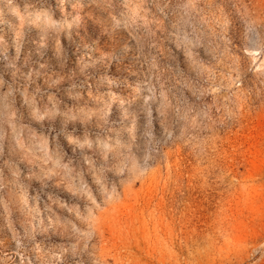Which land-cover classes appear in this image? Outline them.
Listing matches in <instances>:
<instances>
[{
    "label": "rangeland",
    "instance_id": "obj_1",
    "mask_svg": "<svg viewBox=\"0 0 264 264\" xmlns=\"http://www.w3.org/2000/svg\"><path fill=\"white\" fill-rule=\"evenodd\" d=\"M0 264H264V0H0Z\"/></svg>",
    "mask_w": 264,
    "mask_h": 264
}]
</instances>
